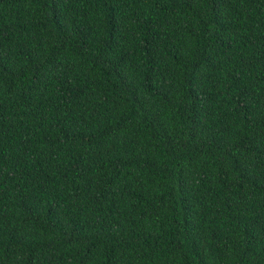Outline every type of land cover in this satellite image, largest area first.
<instances>
[{"label": "trees", "instance_id": "obj_1", "mask_svg": "<svg viewBox=\"0 0 264 264\" xmlns=\"http://www.w3.org/2000/svg\"><path fill=\"white\" fill-rule=\"evenodd\" d=\"M0 264H264V0H0Z\"/></svg>", "mask_w": 264, "mask_h": 264}]
</instances>
